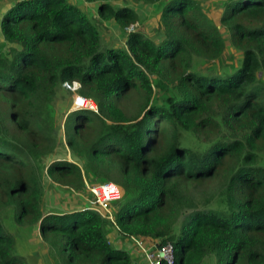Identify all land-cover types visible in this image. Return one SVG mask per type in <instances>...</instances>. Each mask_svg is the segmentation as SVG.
Here are the masks:
<instances>
[{
    "label": "trees",
    "instance_id": "1",
    "mask_svg": "<svg viewBox=\"0 0 264 264\" xmlns=\"http://www.w3.org/2000/svg\"><path fill=\"white\" fill-rule=\"evenodd\" d=\"M4 1L0 264H27L1 219L9 212L45 243L59 239L54 264H134L108 244L112 224L91 207L44 213L45 171L71 191L87 180L121 187L112 205L120 239L170 241L175 264H264V0L222 3L220 25L238 65L224 56L226 39L203 0H83L96 15L70 0ZM153 7L151 35L136 31L122 48L101 50L106 25L124 34ZM65 81L63 92L97 107L66 117L74 126L66 146L78 163L50 161ZM214 181L216 207L200 209L193 191Z\"/></svg>",
    "mask_w": 264,
    "mask_h": 264
},
{
    "label": "rangeland",
    "instance_id": "2",
    "mask_svg": "<svg viewBox=\"0 0 264 264\" xmlns=\"http://www.w3.org/2000/svg\"><path fill=\"white\" fill-rule=\"evenodd\" d=\"M70 2L74 5L77 4L79 6H84L82 5V0H70ZM202 2L203 8L206 11L207 15L212 20H214L221 34L226 39L227 47L224 56L227 58V55H233V63L238 65L240 60V53H238L229 45L228 34L226 30L220 25V19L223 12L222 3L227 2V0H203ZM8 5L9 4L7 1H0V19L2 14H4L9 7ZM91 5V7L88 5V11L91 15H94V13H96V8L93 4ZM157 11L158 10L154 9L153 7L147 9L144 13H141V20L133 25V30H131V26H129L125 30L124 34L118 31H114L113 29H110L108 25H106L107 29L104 32L105 44L102 45L101 50H105L110 46L122 48L124 45V40L126 38L125 36L129 34L128 31H142L146 35H151L154 31L153 25H155L158 20ZM1 43L3 42H0V46ZM199 63V59L195 58L193 64L196 66ZM79 99L80 96L76 94L69 95L65 91L63 92L62 88L58 91V95L56 96L54 102L55 112L57 115V126L55 132L58 138V149L56 152V156L51 158L50 161L54 160L55 158L58 160H66L70 163L79 162L74 158L72 152L66 146L68 138L73 135L74 128L72 119L69 118L66 121V117L70 113V106L73 100L79 101ZM87 114L89 118L94 119V116L92 114ZM260 165H264V156L262 157ZM88 181L91 180L86 181L89 184ZM43 189L45 190L42 205L44 213H62L93 207V197L86 191L85 187L80 189V191L78 192L71 191L66 187L54 184L48 177L46 171L43 174ZM218 192L219 190L217 189V184L214 181L208 187H205V189L200 188L197 191H193V196L200 209L204 208V206H207L208 208H215L217 199H219ZM205 202H208V204H206ZM1 219L8 232L11 233L15 239L16 250L18 251V254L24 257L27 264H54L59 260L57 259V253L55 249V247H59L61 244L58 238H56V240L52 242V244L49 242L45 243L41 238L37 227H32V229L29 231L26 226H18L15 223L14 218L13 216H11L10 212L3 215ZM181 220L182 219H180V221L178 222L176 230H178ZM52 237H54L53 234L51 235V238ZM60 241L62 242L61 238ZM124 248L126 247L124 246ZM202 264H216V259L214 257H206Z\"/></svg>",
    "mask_w": 264,
    "mask_h": 264
},
{
    "label": "built area",
    "instance_id": "3",
    "mask_svg": "<svg viewBox=\"0 0 264 264\" xmlns=\"http://www.w3.org/2000/svg\"><path fill=\"white\" fill-rule=\"evenodd\" d=\"M134 27L131 25L130 29ZM134 31H128V33H133ZM69 84L67 81L63 82L61 88ZM76 91L79 94L81 85L78 81L73 82ZM80 95V94H79ZM78 100L71 103L70 112H74L80 109H86L93 112H97V107L95 103L89 99L80 95V103ZM86 191L93 197V207L92 210L96 211L103 218L108 220L112 224V231L115 233L114 236L119 237L117 224L114 220V215L112 211V205L115 202L122 200L124 196V191L121 187L114 183L109 182H99L94 186L85 184ZM108 244H114V238L110 237L107 239ZM118 244H121L117 242ZM124 243V242H123ZM127 247V252L138 261V264H175L174 257V246L173 243L167 241L163 245L159 244V241H152L143 237H131L125 240Z\"/></svg>",
    "mask_w": 264,
    "mask_h": 264
},
{
    "label": "crops",
    "instance_id": "4",
    "mask_svg": "<svg viewBox=\"0 0 264 264\" xmlns=\"http://www.w3.org/2000/svg\"><path fill=\"white\" fill-rule=\"evenodd\" d=\"M83 1V0H82ZM226 1V0H225ZM228 1V0H227ZM75 5H77V4H75ZM82 5H84V6H80V7H82V8H84V7H86V8H88V5L91 7L92 5L91 4H87V3H85L84 1H83V4ZM94 6H95V8H96V5L95 4H93ZM77 6H79V5H77ZM93 12V11H92ZM141 13H144V11L143 12H141ZM94 15H96V13H94ZM112 231V230H111ZM111 231H109L108 232V234H107V237L108 238H110V237H113L114 238V244H112V246H114V247H116V248H122V249H124V250H126L127 251V247L126 248H124V245L126 246V244H124L125 243V240H121L120 238H117V236H114L115 235V233H113V231L111 232ZM107 238V239H108ZM29 242H30V240H29ZM117 242H119V243H121V244H118ZM124 242V243H123ZM132 257V256H131ZM132 259H133V263L134 264H138V261H135V258L134 257H132Z\"/></svg>",
    "mask_w": 264,
    "mask_h": 264
},
{
    "label": "snow or ice",
    "instance_id": "5",
    "mask_svg": "<svg viewBox=\"0 0 264 264\" xmlns=\"http://www.w3.org/2000/svg\"><path fill=\"white\" fill-rule=\"evenodd\" d=\"M78 103H80V101H78Z\"/></svg>",
    "mask_w": 264,
    "mask_h": 264
},
{
    "label": "flooded vegetation",
    "instance_id": "6",
    "mask_svg": "<svg viewBox=\"0 0 264 264\" xmlns=\"http://www.w3.org/2000/svg\"><path fill=\"white\" fill-rule=\"evenodd\" d=\"M109 183H111V182H109Z\"/></svg>",
    "mask_w": 264,
    "mask_h": 264
}]
</instances>
